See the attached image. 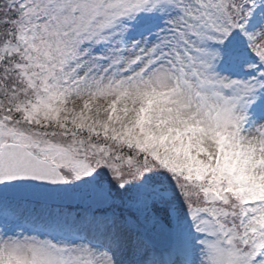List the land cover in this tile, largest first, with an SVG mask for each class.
I'll return each mask as SVG.
<instances>
[{
  "label": "snow or ice",
  "instance_id": "1",
  "mask_svg": "<svg viewBox=\"0 0 264 264\" xmlns=\"http://www.w3.org/2000/svg\"><path fill=\"white\" fill-rule=\"evenodd\" d=\"M0 264H264V0H0Z\"/></svg>",
  "mask_w": 264,
  "mask_h": 264
}]
</instances>
